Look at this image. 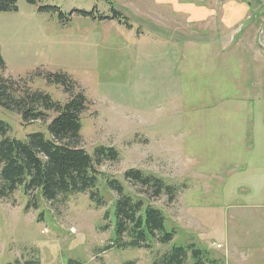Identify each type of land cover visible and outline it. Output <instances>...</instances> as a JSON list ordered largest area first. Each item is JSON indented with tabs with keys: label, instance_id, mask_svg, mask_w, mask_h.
I'll list each match as a JSON object with an SVG mask.
<instances>
[{
	"label": "rangeland",
	"instance_id": "rangeland-1",
	"mask_svg": "<svg viewBox=\"0 0 264 264\" xmlns=\"http://www.w3.org/2000/svg\"><path fill=\"white\" fill-rule=\"evenodd\" d=\"M108 1L18 0L17 11L0 12L6 62L0 77L32 84L66 102L71 94L36 75L69 74L71 93L84 92L88 99L81 146L91 154L101 145L118 149L119 160H105L99 170L143 197L146 206L160 209L175 238L168 245L155 241L151 248L112 245L113 224L104 216L111 211L114 218L119 195L104 182L101 207L89 193L51 203L34 192L33 205L18 190L0 198V264H68L70 259L80 264H166L163 256L172 245L191 244L210 254L214 262L205 264H264V30L257 34L254 27L246 28L264 0H250L241 49L207 34L202 18L195 28L184 16L171 19L140 10L153 24L175 30L181 40L174 46L152 33L136 36V26L132 32L117 21L97 23L76 12L64 25L58 12L39 10L49 5L67 16L73 10L111 15L115 4ZM138 17L131 14V22L142 26ZM0 118L18 139L35 131L47 134L49 121L25 124L1 107ZM131 168L161 178L173 197L166 190L155 196L126 181L124 173ZM185 264L194 260L189 257Z\"/></svg>",
	"mask_w": 264,
	"mask_h": 264
},
{
	"label": "trees",
	"instance_id": "trees-1",
	"mask_svg": "<svg viewBox=\"0 0 264 264\" xmlns=\"http://www.w3.org/2000/svg\"><path fill=\"white\" fill-rule=\"evenodd\" d=\"M27 1L31 4L37 3V0ZM18 9V0H0V12ZM39 10L52 15L58 12L64 25L72 20L76 12L85 18L117 20L132 27L115 7H112L111 15H96V10H73L67 16L59 7L49 5L41 6ZM5 67L6 62L0 49V69ZM36 76H44L48 85L62 86L71 97L66 102L55 101L49 93L34 88L32 84H22L13 78L0 77L1 108L19 115L25 124L38 120L49 121L46 123L47 134L35 131L23 140L11 136L10 123L0 118V198H10L16 191L22 190V193L33 199V205H37L34 192L51 203L89 193L91 201L101 207L105 203V197L101 193L100 185L104 182L109 190L119 195L115 201L114 218L111 211L104 216L113 224L112 245L137 249L151 248L155 241L164 245L173 242L175 230L168 229L166 216L160 209L146 206L143 197L131 194L122 182L99 170L98 167L105 160H119V150L113 146L101 145L91 154L81 146V116L87 109L88 99L84 92L71 93L74 86L72 77L65 72L39 73ZM124 179L149 188L155 196H160L166 190L173 197L171 187H166L161 178L144 170L131 168L124 173ZM30 202L32 204L30 200L27 208L31 207ZM108 227L106 224L103 229ZM125 237L129 240L124 241ZM189 257L194 260V264L214 262L207 251L196 248L194 244L172 245L170 251L163 256L166 264H185ZM8 264H18V261ZM68 264L80 263L70 259Z\"/></svg>",
	"mask_w": 264,
	"mask_h": 264
},
{
	"label": "crops",
	"instance_id": "crops-1",
	"mask_svg": "<svg viewBox=\"0 0 264 264\" xmlns=\"http://www.w3.org/2000/svg\"><path fill=\"white\" fill-rule=\"evenodd\" d=\"M112 1L115 4V9L120 11L127 18L129 24H131L133 27L130 28L127 26L130 31L134 32L135 26L140 30L135 31L136 36L140 37L146 33H152L158 37L163 36L159 37L157 40L162 42V44H172L176 46L177 43H180L181 39L176 37L175 30L173 28L163 25L157 26L153 24L155 23L153 18L139 12L142 9H148L158 14L165 16L168 15L171 19H177L184 16L190 22V26L195 28H197L196 25L197 23H200L199 21L202 18L204 20L203 22L208 23V27L206 28L205 32L207 34H209V32L213 33L215 35L214 37L216 38V41L220 40L224 45L232 42L238 46L237 49H241L239 46L241 42L243 47H245L244 42H242L243 38L241 35L242 33L244 34L246 32L245 30H247L245 29V24L243 26V22L245 20L251 19L250 0H111V4H113ZM126 2L128 4H126ZM255 12L257 13L256 19L251 25L246 26V28L252 26L255 28L258 34L259 30H264V3L258 4ZM131 14L135 17L140 16L143 18L142 20L144 21H137L142 26L138 24L134 25L131 22ZM218 18L221 19L220 23L217 20ZM97 20L99 19H94V21L98 23ZM263 32H261V34ZM233 35L234 38L232 41H229ZM235 36H237L236 39ZM189 42L191 41H187V43ZM260 50L263 53L260 56V61H263L262 66L260 65V67L264 68V46H260Z\"/></svg>",
	"mask_w": 264,
	"mask_h": 264
}]
</instances>
